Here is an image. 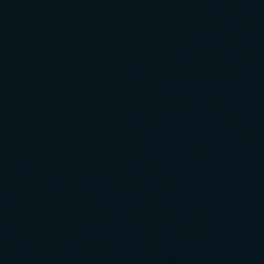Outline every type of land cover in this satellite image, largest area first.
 Wrapping results in <instances>:
<instances>
[{"label":"water","instance_id":"95a60500","mask_svg":"<svg viewBox=\"0 0 264 264\" xmlns=\"http://www.w3.org/2000/svg\"><path fill=\"white\" fill-rule=\"evenodd\" d=\"M0 264H264V0H0Z\"/></svg>","mask_w":264,"mask_h":264}]
</instances>
